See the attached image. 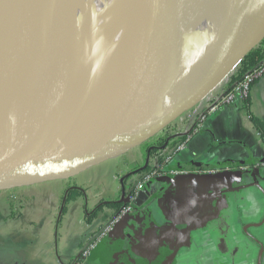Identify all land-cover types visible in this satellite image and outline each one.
Wrapping results in <instances>:
<instances>
[{
  "label": "water",
  "instance_id": "water-1",
  "mask_svg": "<svg viewBox=\"0 0 264 264\" xmlns=\"http://www.w3.org/2000/svg\"><path fill=\"white\" fill-rule=\"evenodd\" d=\"M11 1L0 0V40L8 44V35L17 37L14 47L0 59V193L69 181L140 148L201 103L264 41V0H137L133 32L88 96L55 127L66 83V48L78 3L26 0L29 7L25 0H16L25 14L28 8L39 9L43 20L47 11L51 14L40 35L37 31L35 51L21 73L18 40L23 25L18 26L17 16L8 13ZM133 8L131 5L130 12ZM250 14L255 18L244 30L229 27ZM214 40L224 46L219 48L231 46L232 50L198 76L199 63L219 51L213 48ZM35 119L47 135L29 139ZM12 131L27 136L6 140L15 135ZM148 162L149 156L144 169ZM160 179L170 187L185 181L194 186L208 181L191 173ZM124 181L125 192L127 179ZM128 185L132 187L133 182ZM157 197L148 185L135 204L142 208ZM201 208L197 204L190 216ZM123 223L116 225L110 237Z\"/></svg>",
  "mask_w": 264,
  "mask_h": 264
},
{
  "label": "crops",
  "instance_id": "crops-1",
  "mask_svg": "<svg viewBox=\"0 0 264 264\" xmlns=\"http://www.w3.org/2000/svg\"><path fill=\"white\" fill-rule=\"evenodd\" d=\"M247 104L212 114L171 164L208 181L175 187L164 179L153 181L157 199L125 219L89 264H264V168L259 167L264 140L249 115L264 123V78L253 84ZM150 155L142 151L116 160L121 156L70 181L3 195L0 228L6 233L0 234V264H69L76 259L84 239L116 212L115 204L121 205L123 178L129 187ZM210 170L217 176H208ZM72 190L77 197L58 216ZM197 204L202 208L191 217Z\"/></svg>",
  "mask_w": 264,
  "mask_h": 264
},
{
  "label": "bare ground",
  "instance_id": "bare-ground-1",
  "mask_svg": "<svg viewBox=\"0 0 264 264\" xmlns=\"http://www.w3.org/2000/svg\"><path fill=\"white\" fill-rule=\"evenodd\" d=\"M28 1H26V4L30 7ZM16 2V0L11 1L8 13L17 16L15 21L18 22L16 23L18 26L23 25L18 40L22 73L24 67L26 69L31 55H33V50L35 51L36 33L38 31L40 35L48 21L51 20V14L48 13L46 8L44 9L48 15L45 20L40 16L39 9L28 8L29 10L25 14V10L19 9ZM43 3L47 7V2L43 1ZM76 3H78L77 11L72 21L70 40L66 48L64 96L55 127L88 96L117 56L137 23L136 18L133 20L137 0H76ZM131 5L134 8L130 12ZM254 18L255 14L246 15L232 21L229 27L233 30H244L252 24ZM1 35L2 29L0 28ZM8 37L10 38L8 44L0 40V59L7 54L10 46L14 45L17 39L13 34L8 35ZM211 43L214 44L213 48L215 49L224 47L217 40ZM231 50V46H226L224 50L219 48V51L215 52L216 54L210 53L207 57L208 61L199 63L198 76L221 62L230 54ZM26 123L29 124L30 122ZM31 125L34 132L29 136V139L47 135L45 128L37 119ZM12 134L15 135L9 136V134L6 140L19 141L27 136L24 132H13Z\"/></svg>",
  "mask_w": 264,
  "mask_h": 264
},
{
  "label": "built area",
  "instance_id": "built-area-1",
  "mask_svg": "<svg viewBox=\"0 0 264 264\" xmlns=\"http://www.w3.org/2000/svg\"><path fill=\"white\" fill-rule=\"evenodd\" d=\"M232 76L228 78L226 84L214 89L201 103L183 114L162 133L167 137L166 143L150 155L147 169L134 176L132 189L127 187L125 192L118 196V200L124 205L116 209L108 220L84 239L78 257L69 264H89L96 251L109 239L116 225L134 214L138 194L153 181L166 176L188 174V171L171 166L174 159L188 148L191 140L202 131L212 114L225 106L237 104L244 106L249 102L253 84L264 78V60L241 80L232 83ZM259 167L264 168V162L260 163ZM216 172L208 171L212 174Z\"/></svg>",
  "mask_w": 264,
  "mask_h": 264
},
{
  "label": "trees",
  "instance_id": "trees-1",
  "mask_svg": "<svg viewBox=\"0 0 264 264\" xmlns=\"http://www.w3.org/2000/svg\"><path fill=\"white\" fill-rule=\"evenodd\" d=\"M263 60H264V41L241 62V64L237 68L236 73L232 76V83L241 80L245 74L256 69L262 63ZM249 115H250V119L254 123V126L259 131L262 139L264 140V123L261 120H259L256 116H254L252 113H249ZM166 141H167V137L164 136V134H160L159 136H156L151 141H149L148 143L144 144L141 147L144 148V153L146 154L149 153L148 151L150 150V148L153 147V151H151V153H153L154 150H156L159 146L164 145ZM76 197H77V191L75 190L70 191L66 204L61 208V214L66 210L69 203L73 201ZM115 205H116L115 207L118 208V205L117 204Z\"/></svg>",
  "mask_w": 264,
  "mask_h": 264
},
{
  "label": "rangeland",
  "instance_id": "rangeland-1",
  "mask_svg": "<svg viewBox=\"0 0 264 264\" xmlns=\"http://www.w3.org/2000/svg\"><path fill=\"white\" fill-rule=\"evenodd\" d=\"M151 141V140H150ZM142 151H144V148H142V147H140V148H137V149H133V150H131V151H129L128 153H126V154H124V156H122V158H118V159H116V160H122V159H124V160H126V157H129V156H133V155H135V156H140V154H142ZM112 162V161H111ZM108 163H106V167H109L110 165H107ZM98 167V166H97ZM96 168V167H95ZM94 169V168H93ZM102 169H104V168H102ZM90 170H92V169H90ZM88 172H90V171H87V172H85V173H83V174H86V173H88ZM92 172H94V174H96L97 172L96 171H92ZM83 174H81V175H79V176H82ZM92 175L91 177H93V176H95V175ZM83 176H85V175H83ZM74 179V178H73ZM72 180V179H71ZM70 181V180H69ZM50 183V182H49ZM44 184H46V183H44ZM39 185H41V184H39ZM39 185H35V186H39ZM31 187H34V186H31ZM27 188H30V187H27ZM21 189H25V188H20V189H15V190H10V191H6V192H2V193H0V199H1V197L3 196V195H5L6 193H9V192H16V191H20ZM52 199V198H51ZM5 204H7L6 203V201H3ZM16 204V208L18 209L19 207H20V205H19V203L17 204V203H15ZM60 214H61V210L59 211V213L57 214L58 216H60ZM251 232H255V230L254 229H252V231ZM6 232H5V230L4 229H1L0 228V234H5ZM91 262V261H90Z\"/></svg>",
  "mask_w": 264,
  "mask_h": 264
},
{
  "label": "flooded vegetation",
  "instance_id": "flooded-vegetation-1",
  "mask_svg": "<svg viewBox=\"0 0 264 264\" xmlns=\"http://www.w3.org/2000/svg\"><path fill=\"white\" fill-rule=\"evenodd\" d=\"M144 172V171H143ZM141 173V172H140ZM137 174H139V173H137ZM136 175V174H135ZM126 182V181H125ZM131 182H134V181H131ZM132 187H133V185H132ZM132 187H131V189H132ZM130 189V190H131ZM124 204L123 203H121V205L120 206H118V208H116L117 210L118 209H120L122 206H123ZM138 210H139V207L137 208L136 207V211L134 212V214H132L130 217H133L137 212H138Z\"/></svg>",
  "mask_w": 264,
  "mask_h": 264
}]
</instances>
